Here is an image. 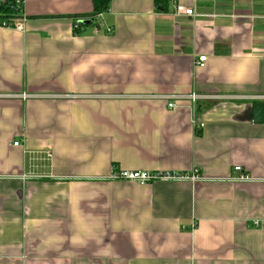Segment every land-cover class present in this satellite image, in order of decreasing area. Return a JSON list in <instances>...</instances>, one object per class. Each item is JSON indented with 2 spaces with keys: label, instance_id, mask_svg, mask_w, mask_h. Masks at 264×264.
<instances>
[{
  "label": "crops",
  "instance_id": "crops-1",
  "mask_svg": "<svg viewBox=\"0 0 264 264\" xmlns=\"http://www.w3.org/2000/svg\"><path fill=\"white\" fill-rule=\"evenodd\" d=\"M92 13L25 0L22 29L0 26V264H264V0Z\"/></svg>",
  "mask_w": 264,
  "mask_h": 264
},
{
  "label": "built area",
  "instance_id": "built-area-1",
  "mask_svg": "<svg viewBox=\"0 0 264 264\" xmlns=\"http://www.w3.org/2000/svg\"><path fill=\"white\" fill-rule=\"evenodd\" d=\"M1 2H5V0H0ZM13 4L18 8L19 10H22L23 4L25 0H14ZM174 15L176 16H186V17H196V13L194 12V9L191 6H184L182 4H177L175 6V12ZM25 19L24 17H8L5 19H2L0 21V26L4 28H11V29H16V30H21L22 25L21 21L23 22ZM79 24L74 25V29H78ZM111 30L108 29V32ZM206 57L201 56L198 58L199 65L203 66V61H205ZM22 98H26V94L21 95ZM263 97L264 96H260ZM258 97V98H260ZM168 98V97H167ZM165 99V103L166 100ZM212 99V98H218L217 96H203L191 93L188 96V99L192 102L193 108L194 104L200 99ZM226 98H231V97H226ZM168 108H173L176 106L174 102H168L166 103ZM203 123L199 120L193 119V128L194 132L198 133L201 128H203ZM19 142H13V146H18ZM234 171L237 172V176H235L233 179L236 181H243L247 179V176L242 173L240 166H235ZM201 176L198 174V171L196 169L192 170L190 173H181L177 171H162V170H155V171H130V170H114L109 178L111 180H124V181H130V182H136L139 184H146V183H151L154 181H167V180H174V181H191V182H196ZM258 222H255L254 225H258ZM194 225H192L193 227Z\"/></svg>",
  "mask_w": 264,
  "mask_h": 264
},
{
  "label": "trees",
  "instance_id": "trees-1",
  "mask_svg": "<svg viewBox=\"0 0 264 264\" xmlns=\"http://www.w3.org/2000/svg\"><path fill=\"white\" fill-rule=\"evenodd\" d=\"M15 2L14 0H5V2L0 1V21L5 18L15 17L16 13L10 8V4ZM110 0H92L93 3V13L91 16L101 13L107 9Z\"/></svg>",
  "mask_w": 264,
  "mask_h": 264
},
{
  "label": "water",
  "instance_id": "water-1",
  "mask_svg": "<svg viewBox=\"0 0 264 264\" xmlns=\"http://www.w3.org/2000/svg\"><path fill=\"white\" fill-rule=\"evenodd\" d=\"M9 6L14 13L18 12V8L13 3ZM82 23L88 24L90 23V19L82 20ZM252 120L256 123H264V102H255L252 105Z\"/></svg>",
  "mask_w": 264,
  "mask_h": 264
}]
</instances>
